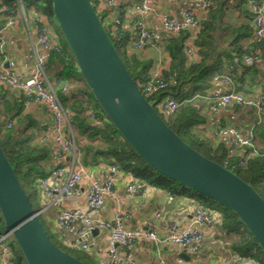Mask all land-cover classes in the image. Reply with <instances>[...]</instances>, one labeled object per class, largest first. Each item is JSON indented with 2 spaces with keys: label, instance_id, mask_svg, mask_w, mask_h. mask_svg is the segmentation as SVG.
Masks as SVG:
<instances>
[{
  "label": "trees",
  "instance_id": "obj_1",
  "mask_svg": "<svg viewBox=\"0 0 264 264\" xmlns=\"http://www.w3.org/2000/svg\"><path fill=\"white\" fill-rule=\"evenodd\" d=\"M90 1L94 4L111 42L121 56L131 77L138 88L142 90L150 79L155 61L140 60L135 54V52H140L148 47L153 48L149 44H145L142 50L133 46L132 26L137 16L134 15L126 21L122 10H113V5L108 8L101 7L99 0ZM208 1L209 5L203 12L204 18H197L198 30L193 37L196 59L193 62H187V41L191 35L188 29H182L176 34H169L170 36L166 38L163 46V56L160 60V74L167 84L166 90L146 95V98L157 106V102L165 96H173L180 104L173 113L164 112L157 107L158 113L154 107L165 123L203 156L224 166L250 184L264 199V156L262 155L264 149H256L252 144V146L243 148L237 155H229L227 146L224 147L221 142L217 146L213 145L212 137L216 136L214 131H212L213 136H210L211 139L202 133L201 125L206 121L202 110L204 105L207 107L208 101L203 103L201 101L203 95L199 92L210 86L213 82V73L219 72V68L223 64L220 56H215L213 59L211 58L212 61H209L208 57L211 54L199 47L201 31L208 23V20H206L207 22L204 20L207 16L212 17L214 12L212 2ZM22 4L25 17L29 16L36 19V15H38L42 17L45 23L56 24L51 0H22ZM1 6H5V9L0 11V23L7 19L16 20L18 18L16 0H0ZM111 11L114 13L112 19L109 18ZM248 12L252 26L247 23L234 29L233 36L229 40L232 47L224 55L227 59V71L216 73V75L229 76L234 83L236 82L234 74L236 67L243 66L245 69L249 67L253 69L257 61L264 59V37L259 41L254 38L253 14L249 9ZM106 17H108L107 21ZM114 18L120 19V24H115ZM54 26H56L57 36H54L52 43H55L58 50L54 48L46 50L48 54L46 71L48 73V71L56 69L50 80L67 112L81 163L84 166L95 163L97 158L102 155L107 157L112 164L117 165L118 168L126 170L133 177L146 184L175 194H194L200 203L208 209H211L210 206L217 205L220 209L218 226L221 230L228 234L233 231L239 234V238L230 244V249L239 256L251 258L255 264H264V256L256 241L231 210L157 172L134 152L100 109L84 83L58 25ZM245 37L248 39L246 44L243 43ZM157 45H159L158 41ZM244 55L253 58L249 63H246L242 60ZM229 66L232 69H229ZM175 92L177 93L175 94ZM6 93L0 92V145L18 181L29 196L26 189L30 192H37V180L46 177L49 173L46 161L49 148L38 142L45 127L37 126L29 114L23 111L22 98L19 92V96L13 99H10ZM206 107L204 108L206 109ZM90 112L95 114L94 119L89 117ZM7 123H11V126L6 127ZM263 126V124H256L254 134L256 135L258 129H263ZM254 149L257 150V155L246 159L245 165H239V159ZM61 231L64 230L57 228L55 233L51 232L50 234L47 231L46 233L60 249L81 260L83 264H101L97 258H94L90 245H88V249L84 250L76 242L64 243L59 238ZM4 232L6 230L0 216V235ZM4 244L11 252L12 264H26L13 239L5 241Z\"/></svg>",
  "mask_w": 264,
  "mask_h": 264
},
{
  "label": "crops",
  "instance_id": "obj_2",
  "mask_svg": "<svg viewBox=\"0 0 264 264\" xmlns=\"http://www.w3.org/2000/svg\"><path fill=\"white\" fill-rule=\"evenodd\" d=\"M137 1L114 0L112 9L122 10L125 20L128 21L135 15L133 4ZM210 1L213 4L214 12L212 13V17L209 18L207 16L204 20H208V23L201 31L199 47L201 50L211 54L208 57L209 61H212L215 56L222 57L223 64L220 66L219 72L224 73L227 71V59L224 55L232 47L229 40L233 36L234 29L247 23L252 26V21L248 14V9L250 10L249 0ZM151 2L158 12L170 14L179 20H181V11L184 9L193 10L196 16L204 18V13L199 10L196 4L191 2L180 0H151ZM113 15L114 13L111 11L109 18L112 19ZM25 19L28 20L30 30L33 32V26L31 24L33 19L29 16L25 17L24 12H18V18L15 20L14 26L0 28V38L4 42L6 58L13 63L15 73L23 77L28 76L33 69V46L35 45L31 42L27 34ZM107 20L108 17H106ZM144 20L147 26L155 32V37L159 42L158 46L161 48L148 47L140 52H135V54L140 60H151L156 63L162 59V49L166 38L170 35L162 29L158 14H148L144 17ZM4 22L0 23V27H2ZM46 25L47 33L52 37L57 36L55 24L49 25L46 23ZM243 39V43L246 44L248 39L246 37ZM35 47L37 49L42 48L38 45H35ZM1 66L6 67V62L3 63L0 61ZM254 68L251 69L249 67L245 69L243 66L236 67L234 69L236 82L234 83L232 81V85L235 91L242 93L246 97L251 98L262 95V110L258 111L253 106L230 104L218 112H209L204 105L206 109L203 107L202 111L206 117V121L201 125L204 136H208L211 139L212 131L220 127L228 126L237 128L245 135H253L256 124L264 125V59L257 61ZM55 71L56 69L48 71L49 78L54 75L53 73ZM219 72L213 73V76ZM226 90L227 85L213 81L207 89L202 90L199 94L223 93ZM0 92H7L10 99L19 96L17 91L7 89L1 84ZM201 101L205 103L204 101L206 100L202 98ZM23 111L29 114L39 127H45L50 121L48 114L41 105L31 104L27 108H23ZM253 136L252 144L254 147L256 149H264V126L263 129H258L256 135L254 134ZM38 142L43 143L42 145L49 148L46 161L50 171L56 165V162L51 158V144L44 141ZM220 142L224 147L227 146L228 142L226 137L219 135L212 137L214 146H217ZM111 165L115 164H112L107 157L100 155L95 163L86 166L95 174L100 182L114 175L113 189L115 197L114 199L107 196L103 197L101 206L92 213L95 218L108 221L113 220L118 210L116 201L119 200L121 203L120 210L123 215L122 225L124 227L129 229L141 228L146 226L149 221L154 220L156 222L157 233L164 235L168 231L170 223L174 224L179 230L186 227L192 220L194 209L199 205L203 206L194 194H175L151 186L133 177L126 170L118 168L117 165H115L117 167L116 173L112 174L110 172ZM134 183L142 189L139 195H132L126 190L127 184ZM86 187L87 182L82 180L76 192H70L67 196L59 198L43 211L41 217L51 232H57L55 218L61 210L79 207L85 212L88 211L85 199ZM37 191L38 200L41 204L43 203L45 205L47 200L43 198L38 186ZM210 207L220 212L219 208L215 206ZM155 213H159V216L155 217ZM80 225L81 223L79 221L74 222L69 229L59 232V238L64 243H78L77 231ZM218 225L219 223H215L212 226H200L203 231L202 239L185 247L176 244L158 246L145 239H138L126 247L118 246L119 260H122V264H126L125 260L127 258L140 264H160L161 260L167 264H254L255 262L251 258L239 256L230 249V244L239 238V234L235 231L229 234L225 233ZM87 241L91 246L94 258H97L103 264L106 261V256L100 255V252L104 251L107 247L108 231L98 229L96 234H90L88 236ZM4 245V243L0 244V262L8 255L4 251ZM181 254H184V256Z\"/></svg>",
  "mask_w": 264,
  "mask_h": 264
},
{
  "label": "built area",
  "instance_id": "obj_3",
  "mask_svg": "<svg viewBox=\"0 0 264 264\" xmlns=\"http://www.w3.org/2000/svg\"><path fill=\"white\" fill-rule=\"evenodd\" d=\"M184 2H191L197 5L202 13L209 5L208 0H180ZM114 0H99V5L104 8L112 6ZM18 12L23 13L22 0H16ZM250 10L253 14L254 38L259 41L264 37V0H249ZM5 6L0 7V11H4ZM133 11L137 16L133 23V46L136 49L142 50L145 44L151 45L153 48H158L155 32L149 28L144 20L148 14H158L160 25L164 31L169 34H176L182 29H188L191 32L190 38L187 41V59L188 63L196 59V47L193 44V37L198 30V16L193 10L184 9L181 11V20L173 17L167 13H160L152 4L151 0H138L133 4ZM27 24V34L31 42L38 45L41 49L33 46V69L31 73L23 77L16 74L11 60L6 58L4 42L0 38V61L6 62L7 66L0 67V84L10 90H15L21 94L22 107L27 108L31 104L43 106L48 114L50 121L45 126L42 134L39 136L40 141L49 142L51 144V158L56 165L49 171L46 177L37 180L38 188L41 191L43 198L47 201L43 208L38 210V215L56 200L63 196H67L70 192H76L82 180L87 182L85 199L88 211L85 212L79 207L65 208L61 210L55 218V226L58 229H69L76 221L81 223L77 231L79 238L76 243L81 249H88V236L93 229L107 230L108 241L107 247L100 255L106 256V261L103 264H122L119 262V252L117 247H126L138 239H145L153 242L158 246H167L169 244H176L182 247L188 246L192 243L198 242L203 237L202 225L212 226L218 224L220 214L215 209H208L204 206H197L192 214L191 222L179 230L172 223L169 224L168 231L164 235H160L156 230V222L154 220L141 228L129 229L122 225V211L120 210V201L117 200V213L113 220H102L93 217L92 213L96 211L103 202V197H115L113 189L114 175L103 182L95 176V174L84 166L80 161V156L76 148L75 140L72 134L67 112L61 103L53 84L46 71L48 48L58 50L55 43H52L54 37L47 33V25L42 20L41 16L36 15V19L31 21L33 32L30 30L29 22L25 19ZM115 24H120V19L114 18ZM14 19H7L3 27L14 26ZM0 29V30H1ZM253 57L244 55L242 60L249 63ZM160 60L154 65L150 73V79L144 86L141 92L146 95L156 94L166 90V82L160 74ZM229 69H232L229 66ZM213 81L221 82L227 85V90L223 93H214L203 95L202 98L208 101L207 111L218 112L230 104L239 106H253L258 111L262 110L263 97L257 95L255 97H246L242 93L234 90L232 79L224 74L214 75ZM179 103L176 99L167 95L162 100L157 102V107L167 113H173L178 107ZM91 119L95 118L93 112L89 113ZM11 123H7L6 127H10ZM214 134L227 138V152L229 155H237L243 148L252 146V135H245L240 130L233 126L220 127L214 130ZM257 150L248 152L247 155L242 156L238 164L245 165L246 159L256 156ZM264 156V154H262ZM244 157V158H243ZM117 167L110 166V172L115 174ZM126 190L132 195H139L142 189L134 184H127ZM159 213H155L158 217ZM85 237V238H84ZM12 239L9 232H4L0 235V244ZM4 251L8 253L7 257L0 262V264H12L13 259L9 248L4 245ZM126 264H140L134 260L127 258ZM160 264H167L160 261ZM255 264V263H254Z\"/></svg>",
  "mask_w": 264,
  "mask_h": 264
},
{
  "label": "water",
  "instance_id": "obj_4",
  "mask_svg": "<svg viewBox=\"0 0 264 264\" xmlns=\"http://www.w3.org/2000/svg\"><path fill=\"white\" fill-rule=\"evenodd\" d=\"M51 3L84 83L123 139L157 172L231 210L264 256V199L260 194L203 156L165 123L131 77L90 0ZM0 216L26 264H83L49 238L1 145ZM97 232L93 229L90 234Z\"/></svg>",
  "mask_w": 264,
  "mask_h": 264
},
{
  "label": "rangeland",
  "instance_id": "obj_5",
  "mask_svg": "<svg viewBox=\"0 0 264 264\" xmlns=\"http://www.w3.org/2000/svg\"><path fill=\"white\" fill-rule=\"evenodd\" d=\"M55 25H56V24H55ZM55 28H56V26H55ZM153 105H154V107L157 109L156 104H153ZM157 112L159 113V110H158V109H157ZM26 191L29 193V200H30V202H31V204H32V207H33L35 210H40V209L44 206V204H43V203L41 204V202L38 200V196H37L38 191H37V192H30L28 189H26ZM27 195H28V194H27ZM213 205H214V204H213ZM214 206L218 207L217 205H214ZM218 208H219V207H218ZM41 215H42V214L39 215V218H40V220H41V223H42L43 227L45 228V230H46L48 233L51 234V231L49 230L48 225H47L46 222L42 219Z\"/></svg>",
  "mask_w": 264,
  "mask_h": 264
}]
</instances>
